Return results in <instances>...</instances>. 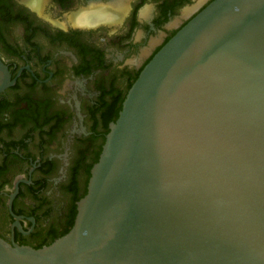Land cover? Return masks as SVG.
Segmentation results:
<instances>
[{
	"label": "water",
	"instance_id": "obj_1",
	"mask_svg": "<svg viewBox=\"0 0 264 264\" xmlns=\"http://www.w3.org/2000/svg\"><path fill=\"white\" fill-rule=\"evenodd\" d=\"M0 264H264V0H212L143 68L72 228Z\"/></svg>",
	"mask_w": 264,
	"mask_h": 264
},
{
	"label": "flooded vegetation",
	"instance_id": "obj_2",
	"mask_svg": "<svg viewBox=\"0 0 264 264\" xmlns=\"http://www.w3.org/2000/svg\"><path fill=\"white\" fill-rule=\"evenodd\" d=\"M211 1L0 0V237L72 228L130 88Z\"/></svg>",
	"mask_w": 264,
	"mask_h": 264
},
{
	"label": "bare ground",
	"instance_id": "obj_3",
	"mask_svg": "<svg viewBox=\"0 0 264 264\" xmlns=\"http://www.w3.org/2000/svg\"><path fill=\"white\" fill-rule=\"evenodd\" d=\"M94 16V14H92V12L91 11H86V12H83L82 13V17L84 18V19H86V20H88L89 18H91L92 16ZM100 14H102L103 16L104 15H106V11L105 10H101V13ZM111 17H113V15L111 14Z\"/></svg>",
	"mask_w": 264,
	"mask_h": 264
}]
</instances>
